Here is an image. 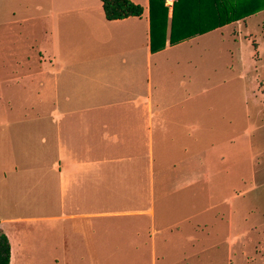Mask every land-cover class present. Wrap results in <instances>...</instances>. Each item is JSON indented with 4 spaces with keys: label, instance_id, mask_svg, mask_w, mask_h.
<instances>
[{
    "label": "crops",
    "instance_id": "0c3cea01",
    "mask_svg": "<svg viewBox=\"0 0 264 264\" xmlns=\"http://www.w3.org/2000/svg\"><path fill=\"white\" fill-rule=\"evenodd\" d=\"M131 1L141 5L140 16L107 20L100 0H41L42 14L22 18L42 28L37 55L24 58L10 46L7 58H0L18 67L7 80L22 81L25 96L29 83L38 85L36 100L24 99L17 107L22 114L2 137L9 154L0 162V179L7 181L9 194L18 187L14 205L24 201L51 209L47 216L0 218L8 264L18 251L32 263L43 247L78 250L74 253L88 257L87 264L92 257H118L119 264H187V247L205 227L197 218L204 209V157L198 147L204 138L198 119L203 88L197 81L187 87L178 58L165 57L166 82L150 78L151 58L189 37L169 44L166 28L163 48L151 52L148 0ZM5 23L12 22L0 26ZM27 141L38 143L39 150H14ZM216 218L227 240L235 236L230 216ZM27 220H50L51 239L14 235L3 226Z\"/></svg>",
    "mask_w": 264,
    "mask_h": 264
},
{
    "label": "rangeland",
    "instance_id": "374dc122",
    "mask_svg": "<svg viewBox=\"0 0 264 264\" xmlns=\"http://www.w3.org/2000/svg\"><path fill=\"white\" fill-rule=\"evenodd\" d=\"M37 4L39 11L35 10ZM43 6L41 0H11L8 5L0 0V21L12 22L0 26V58L6 57L10 46H16V55L24 58L37 55L42 28L22 18L42 14ZM166 56L179 59L182 79L187 78L188 88L195 81L203 88L198 119L204 128V138L198 147L204 157L201 177L204 209L197 218L203 220L205 227L194 233L196 240L187 247L186 263L264 264V8L189 37L186 42L153 56L150 61L153 83L169 79L168 65L164 64ZM14 70L18 67L0 63V122H7L0 124V162L9 154L8 146L2 142L8 124L22 114L17 112V107L25 98L36 100L38 87L33 80L25 96L19 86L22 81L14 84L13 80H7L9 72ZM26 114L31 119L36 116V113ZM14 150L39 149L38 143L29 145L27 141L14 144ZM6 183L0 179V218L51 214L50 207L28 206L24 201L14 205L18 187L9 194ZM219 213L231 218V233L235 236L230 235L228 240L223 234V223L216 218ZM8 225L14 235L32 233L41 234L44 242L51 239L50 220L19 221L3 226ZM71 251L60 253L43 247L32 263L25 259L23 251L21 254L18 251L13 264H87L88 257L74 253L78 250ZM192 252L196 255H191ZM118 260V257H92V264H119Z\"/></svg>",
    "mask_w": 264,
    "mask_h": 264
},
{
    "label": "trees",
    "instance_id": "16d2710c",
    "mask_svg": "<svg viewBox=\"0 0 264 264\" xmlns=\"http://www.w3.org/2000/svg\"><path fill=\"white\" fill-rule=\"evenodd\" d=\"M104 18L121 19L140 16L142 7L131 0H100ZM264 8V0H172L170 15L164 0H148L149 49L164 46L168 28V43L202 34L214 28L240 20ZM9 245L0 231V264H8Z\"/></svg>",
    "mask_w": 264,
    "mask_h": 264
},
{
    "label": "built area",
    "instance_id": "2783aa9c",
    "mask_svg": "<svg viewBox=\"0 0 264 264\" xmlns=\"http://www.w3.org/2000/svg\"><path fill=\"white\" fill-rule=\"evenodd\" d=\"M164 4L170 9L172 5V0H164Z\"/></svg>",
    "mask_w": 264,
    "mask_h": 264
}]
</instances>
